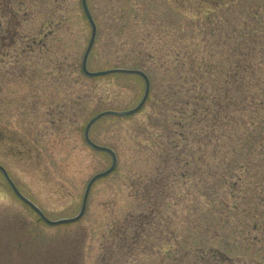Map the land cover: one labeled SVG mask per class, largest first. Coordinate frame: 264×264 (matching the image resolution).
<instances>
[{
  "label": "rangeland",
  "instance_id": "1",
  "mask_svg": "<svg viewBox=\"0 0 264 264\" xmlns=\"http://www.w3.org/2000/svg\"><path fill=\"white\" fill-rule=\"evenodd\" d=\"M194 3L88 0L98 26L88 68L143 66L151 77L149 100L131 116H106L92 126L91 139L114 149L118 163L96 180L76 222L47 224L0 171V264H264V0ZM13 4L26 19L30 47L9 50L19 63L9 62L6 50L0 58V164L49 219L72 218L90 179L113 163L86 142L87 123L104 110L136 107L145 81L84 74L92 30L81 0ZM146 31L165 37L144 51ZM186 51L214 65L212 95L246 65L238 76L246 102L230 111L229 153L207 158L205 168L197 162L176 170L187 171L188 185L168 190L163 216L142 222L150 210L135 185L156 174L147 133L162 127L155 126L157 111L179 73L161 65L181 63Z\"/></svg>",
  "mask_w": 264,
  "mask_h": 264
},
{
  "label": "trees",
  "instance_id": "2",
  "mask_svg": "<svg viewBox=\"0 0 264 264\" xmlns=\"http://www.w3.org/2000/svg\"><path fill=\"white\" fill-rule=\"evenodd\" d=\"M218 2L220 0H195L194 4L197 6L204 4L210 8L220 4ZM3 4H0V9H2L0 26H3V30L0 31V58L3 56L2 52L6 50L5 58H8L7 60L12 64L19 63L18 53L15 52L10 56L8 52L22 44L23 49L30 47V38L23 30L26 19L21 17L13 0H5L4 6ZM143 34L140 49L144 51L149 50L148 43H159L163 40L162 37H165L164 34V36L158 35L152 31H146ZM125 46L121 45L123 48H126ZM153 54L149 51L148 56L152 57ZM182 54L181 63L161 65H165L164 68L169 71L175 69L179 73L168 83L163 107L157 111L158 124L155 126L162 125V127L147 133L150 143H147L145 149L147 153L150 151L155 158L156 166L153 171L156 174L152 173L147 178L140 177V181L135 185L137 190L142 189L143 201L148 200L147 205L150 210L149 213L144 212L140 216L143 218L142 222L144 219L154 218L157 214L163 216V205L166 199L163 197L168 190L182 184L188 185L187 171H182L178 175L176 170L180 167H189V170H192V165L197 162H201L205 168L207 158L229 153L230 144L225 133L229 122L231 124L233 120V117H230V111L232 108L243 107L246 102V97L240 95L244 87L242 78L238 77L247 72L246 65L238 67L237 71L234 70V78L219 87L221 91L219 95H212L210 87L213 77L211 78L210 75L214 70V65L206 59L203 63L200 62L194 52L186 51ZM113 68L125 67L116 65ZM132 68L143 70V66ZM235 90L238 91L235 92ZM171 177L175 178L172 184L169 182Z\"/></svg>",
  "mask_w": 264,
  "mask_h": 264
},
{
  "label": "water",
  "instance_id": "3",
  "mask_svg": "<svg viewBox=\"0 0 264 264\" xmlns=\"http://www.w3.org/2000/svg\"><path fill=\"white\" fill-rule=\"evenodd\" d=\"M82 2V7L84 9L85 15L91 25V38L87 47V50L84 54L83 57V61H82V70L84 72V74L88 77H99V76H105V75H109V74H130V75H139L141 76L144 81H145V92H144V96L142 98V100L138 103V105L132 109H128V110H105L102 111L98 114H96L95 116H93L89 122L86 125L85 128V140L86 142L95 150L98 151H103V152H107L112 156L113 159V163L111 165V167L109 169H107L106 171L100 172L95 174L90 181L87 184L86 190H85V194L83 197V203H82V208L80 213L72 218H64V219H59V220H51L49 219L44 213L43 211L36 206L30 199H28L26 196H24L20 190L17 188V186L15 185V183L13 182V180L11 179L8 171L6 170V168L4 166H2L0 164V170L3 172L5 178L7 179L8 183L11 185L12 189L14 190V192L17 194V196L23 200L24 202H26L28 205H30L40 216L41 218L49 225H61V224H67V223H73L78 221L79 219H81L86 211V207H87V203H88V198L92 189L93 184L96 182V180L103 178L107 175H109L117 166L118 163V156L116 154V152L107 146H102L99 145L97 143H95L91 137H90V131L92 126L101 118L106 117V116H117V117H128L131 116L135 113H137L138 111H140L142 109V107L146 104L147 99L149 97L150 94V90H151V81L149 76L147 75V73L143 70L140 69H130V68H113V69H106V70H100V71H90L88 68V60H89V56L90 53L92 51V48L95 44L97 35H98V26L96 21L93 18V15L90 11L89 5H88V1L87 0H81Z\"/></svg>",
  "mask_w": 264,
  "mask_h": 264
}]
</instances>
